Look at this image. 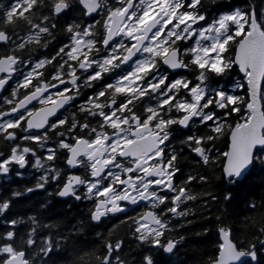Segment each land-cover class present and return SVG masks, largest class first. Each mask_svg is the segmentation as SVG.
Returning a JSON list of instances; mask_svg holds the SVG:
<instances>
[{
    "label": "snow or ice",
    "instance_id": "1",
    "mask_svg": "<svg viewBox=\"0 0 264 264\" xmlns=\"http://www.w3.org/2000/svg\"><path fill=\"white\" fill-rule=\"evenodd\" d=\"M74 3L81 5L86 10V14L104 9L106 15L103 22L105 35L102 43L105 49L110 50L102 60H89V53L93 51L95 41L84 38L95 35L91 30L92 25L86 28L77 24L69 25L66 31L70 34L72 43L60 48L57 53V55L67 57L64 64H67L68 61H77L80 69L87 70L93 63L96 64L99 71L88 77V86H91L92 81L101 79L103 73L132 61L137 54L147 55H144L143 59H137L135 67L130 72L119 76L114 84H107L103 90L90 98L88 107L81 108V111L86 112L89 116L99 118L98 127H92L89 122L80 123L75 120L69 125L68 132H76L77 127L79 132L72 136L74 143L66 142L63 139L59 142V147L70 153L67 164L72 167L84 166L90 169L91 176L97 178V181L89 183L80 176H70L58 195L61 197L73 195L79 200L81 197L76 195V186L85 185L89 199H92L93 196L104 197L92 214V219L98 221L107 213L124 211L118 203L119 201L136 204L138 201L151 200L153 208L165 204L166 196H160L156 191H150L152 186H160L162 191L166 189L176 192L171 200L172 206L167 207L166 212L176 216L187 215L186 212L178 211L179 204L185 200H194L196 197L187 194L183 187L175 188L173 186V177L179 171L174 163L177 156L175 154L167 156L165 148L161 146L169 140L168 129L170 126L178 124L187 128L189 122L194 118L199 119L202 124L212 121L214 127L211 131L216 134L222 133L226 124L217 118L214 111H206L212 106L226 110L224 120L234 112L241 113V105L247 111V116L241 115L243 122L236 123L235 127L231 129L230 150L222 153L226 158L223 172L229 181L240 178L255 160L264 163V91L261 90V82L264 81V10L261 11L258 18L255 7H249L246 11L237 8L235 11H230L214 19L208 27L197 29L194 28V25L206 20V17L201 15L198 10L201 0H189L187 5L184 0H116V4L110 7L107 0H51L50 4L47 3V0H18L6 10L4 19L0 23L12 22L17 17L24 18L32 29H38L35 36L28 38L27 43L40 44V34L52 35L46 23L49 17H40L45 22L44 24H34L30 18L31 15H35L33 10L47 6L50 7L53 15L58 16L71 9ZM181 9L184 10L180 11ZM25 13L30 15L25 16ZM55 27V24L51 25V28ZM117 36L122 37L121 41L118 44H111L110 42ZM193 37H198L195 46L181 53L180 49L176 47L177 42L187 41ZM237 37L241 38L237 40ZM10 40V35L5 30H0V44H7ZM124 40H128L129 43H124ZM231 42L236 43L234 57L225 55L229 52L228 46ZM17 47L23 49L25 43H20ZM97 51L99 50L97 49ZM184 56L190 57L188 62H185ZM54 59L41 60L33 66L32 71L24 75L23 81L13 90L12 96L15 97L19 89H29V91L18 102L11 99L6 100V103L13 106L10 112L0 113V119L18 113L21 109L27 110L33 100L42 104L51 103L53 107L37 112L27 110V116L21 113L16 119L0 123V134H3V139L16 140V133L8 130L21 128L25 122L27 127L22 129L25 132L44 128L48 124V116L54 115L57 109L62 108L73 99L72 96L65 95V92L70 91L69 89L56 93L57 97H63L62 100L53 97L41 99L43 93L47 92L50 87H57L56 84L45 83L43 87L35 86L34 91L31 90L33 79L39 80L44 75L39 69L52 63ZM161 62L173 70L187 69L189 65H194L199 70V75L196 77L199 83L192 85L191 81L187 79L169 81L168 76L160 72ZM20 63L22 61L15 54L5 53L0 56V74H5L0 76V90H3L8 84ZM64 64H60V69H63ZM233 65H237L240 72L244 74L249 99L229 94L223 89L209 90L207 87L208 73L221 76ZM68 75L72 77L71 83L76 85L79 77L75 75V69L69 71ZM52 80L65 83L61 78L60 70L55 72ZM236 87L243 89L244 84L237 82ZM181 89L186 91L190 100L180 98ZM117 94L126 96V99L117 104L115 99ZM151 95L156 96L157 107H148L147 115L141 118L130 106L134 105L135 101ZM106 96L111 97L110 104L101 101L100 98ZM105 109H110V111ZM172 109L182 112L184 115L178 119L166 118L167 112ZM66 122V120H60L58 123L64 125ZM48 127L56 128L57 125L52 124ZM109 128L112 129L111 132L107 131ZM59 135L64 137L65 132H60ZM215 138L213 135L200 137L193 135L189 136L186 142L189 144L194 142L196 146L193 147V151L201 157L204 164H209L211 149L201 145L202 143L207 144ZM23 139L39 143L47 140V134L45 133L43 136L27 135ZM40 146L43 147V143ZM48 152L49 155L45 159L51 161L55 158L56 153L54 149H48ZM28 153L36 155L29 147L21 149L19 145L13 146L10 156L0 160V173L7 174L10 164L24 168ZM118 157L127 159L129 166H124ZM151 160L156 162L149 163ZM34 166L43 167L41 160L36 159ZM113 168L120 169L127 179H122L120 173H114ZM108 177H113L111 184L99 188L100 180ZM41 179L46 182L45 177ZM193 179L195 177L188 178L189 181ZM200 179L204 180L205 178L200 177ZM117 183L125 187L122 190H117L114 187ZM37 187H43V184H38ZM94 189L97 190L95 193ZM27 191L31 192L33 189L28 188ZM14 195L19 196L21 193L17 192ZM228 198L230 197L226 196V199ZM9 207V202H0V215ZM16 223L17 221H12L13 225ZM135 224L136 238L142 244L147 243L162 248L166 253H172L180 243L174 239L161 243L160 238L164 236L162 230L167 229L168 225L154 211L143 214L135 220ZM218 230L223 243L220 245L219 257L210 261V264H252L257 260L255 244H251L247 248L238 247L229 238V229L220 227ZM13 237V232L7 233L8 240H12ZM182 239L183 237H181ZM25 243L32 246L35 241L28 238ZM260 243L264 245V240H260ZM121 247L122 241H117L114 245L109 242L106 245L107 255L102 258V264H112V254L118 253ZM51 250L50 243L41 248L45 254ZM0 254L4 257L0 259V264H30L26 251L13 244L0 247ZM115 259L119 264V257L117 256ZM144 260L145 264H153L150 256H145Z\"/></svg>",
    "mask_w": 264,
    "mask_h": 264
},
{
    "label": "trees",
    "instance_id": "2",
    "mask_svg": "<svg viewBox=\"0 0 264 264\" xmlns=\"http://www.w3.org/2000/svg\"><path fill=\"white\" fill-rule=\"evenodd\" d=\"M17 2L18 0H0V21H3L6 10ZM47 3L50 4L51 0H47ZM107 3L114 5L116 0H107ZM184 3L187 5L189 0H184ZM210 4H212L211 0H201V5L198 6L200 14L207 12L209 9L207 5ZM218 5L238 7L242 11L255 7L258 18L264 10V0H216V6ZM72 8L73 10L64 16L55 18L50 7H40L38 10H33L35 15H31L30 18L34 24H44L40 17L48 16L46 23L52 33L51 37L64 38L70 20L83 19L79 4L74 3ZM29 15L25 13V16ZM52 24L56 27L51 28ZM0 30H5L10 35L11 41L16 46L12 49L13 53L21 51L17 47L20 43L35 47V42L27 43L26 38L35 36L38 29H32L22 17H17L12 22L0 23ZM54 45L59 44L55 43L52 47ZM193 46L195 43L192 39L178 41L176 44L181 53ZM235 47L236 44L231 50L233 54ZM4 51L0 44V56ZM194 71L198 76L199 70ZM239 82L244 84L241 79ZM206 84L208 86L209 82L206 81ZM230 94L249 99L245 84L243 89L236 87L230 91ZM240 107L241 113L234 112L226 120L223 119L226 110L216 108L214 112L217 118L226 124L220 134L211 131L214 127L212 121L200 124L198 137L207 135L216 137L207 144L201 145L211 149L209 164H204L201 157L186 155L188 153L186 147L179 155L181 186L186 189L187 194L196 199L180 203L178 211L186 212L187 215L163 218L168 227L162 230L164 236L160 238L161 243H166L169 239L180 241L173 256H167L150 244H142L136 238L137 217H133L134 219L130 216L121 217L111 223L94 226L78 207L73 206L69 209L66 202L55 199L53 193L37 188L38 184L52 186L51 183L56 182L57 185L63 175V171L59 170L64 167L62 159L65 158V149L59 147V142L63 138L59 133L56 135L51 132L52 135L50 133L47 140L41 141L43 147L40 146L41 143L30 140L29 143L8 141L3 139V134H0V153H2L0 160L10 156L11 148L17 145L21 149L29 147L36 154L33 156L30 153L31 155L26 156L27 163L24 168L10 164L7 174L0 173V202L10 203L9 209L0 215V247L13 244L25 250L31 264H102V258L107 255L106 245L109 242L114 245L117 241H122L120 251L114 252L113 256L120 257L126 264H145V256H150L153 264H210V261L217 259L222 244L218 229L225 227L230 230L231 238L238 247L247 248L255 244L257 260L252 264H264V245L260 243V240H264V231H262L264 229V163L255 160L253 169L245 177L231 182L223 172L225 157L222 153L228 150L231 129L236 123L243 122L242 114L247 116L244 106ZM2 112L4 108L0 105V113ZM7 120L9 118L5 116L0 119V123ZM8 131L15 132L16 137L22 134L19 128ZM48 149H54L56 153L51 161L45 159L49 155ZM37 157L40 158L43 167L34 166ZM42 177L46 178V182L41 179ZM189 177L195 179L189 181ZM200 177L205 179L201 180ZM28 188H32L33 191L28 192ZM17 192L21 195H14ZM226 196L230 198L226 199ZM12 221L17 223L13 225ZM8 232L14 233L12 240L6 238ZM28 238L35 241L32 246L25 243ZM48 243L51 244L52 250L45 254L41 248ZM3 258L0 254V259Z\"/></svg>",
    "mask_w": 264,
    "mask_h": 264
},
{
    "label": "flooded vegetation",
    "instance_id": "3",
    "mask_svg": "<svg viewBox=\"0 0 264 264\" xmlns=\"http://www.w3.org/2000/svg\"><path fill=\"white\" fill-rule=\"evenodd\" d=\"M212 4L207 7L209 8L207 12L201 13V15H204L206 17L205 21H201L198 24L194 25V28H201V27H208L214 19L218 18L219 16L226 14L230 11H235L238 7L232 8L227 7L223 5L216 6V0H211ZM80 10L83 13V19H77V20H70V22L67 24V27L71 24H77L80 25L82 28H86L89 25H92V31L95 33L92 37H85L84 39H93L95 41L96 46H94L93 51L89 53V60H102L107 52L110 49H105L102 41L104 38V28H103V22L106 19L105 10L101 9L96 14L92 15L91 17H88L86 14V10L82 8L81 5ZM108 6H112L108 3ZM72 11L73 8L66 10L64 13L60 15H53L55 18L64 16L66 13ZM57 22V20H56ZM58 22H61V20H58ZM66 27V28H67ZM66 31V30H65ZM67 35L64 38H56L54 36H41V43L37 44L35 43L34 46H26L25 48L21 49V51L18 52H12L13 47H16L14 43L10 40L7 44H1V46L5 49L2 55L5 53L7 54H15L17 57L20 58L22 63L17 65V71L13 73L11 79L9 80L8 84L6 85V88L2 95L0 96V105L4 108V112H10L13 105L6 103V100H14L17 101L19 99H22L24 94L29 91V89H19L17 91V94L15 97L12 96L13 90L17 88V85L23 81L24 75L28 72L32 71V68L35 64H38L41 60H50L52 58H55L52 63L46 64L44 68L39 69L40 72H42L44 75L37 79H33L32 81V88L31 90L34 91L35 86H41L45 83L48 84H56L57 87H50L47 92L43 93V96L41 99H46L47 97H53L57 100H62L63 97H57L56 93L58 91L64 92L65 89H69L70 91L65 92V95L72 96L73 99H71L67 104H65L62 108H59L55 111L54 115H51L48 124L40 130H29L27 132L23 131V128H26V122L22 124L20 129V136L16 138L17 141L20 143L27 142L29 140H24L23 137L27 135H41L43 136L45 133L50 135V133H57L65 132V136L62 138L66 142L74 143L72 140V136L76 134V132H79V128L77 127L76 132H68L67 129L69 125L73 122V120L77 122H89L92 127H98L99 125V118L91 117L86 112L81 111L82 107H88L89 99L95 96V94L101 90L104 89V87L107 84H114L116 80L119 78V76L123 75L126 72H130L135 67V61L137 59H143L144 55L138 54L132 61H129L127 64H122L119 68H116L112 71L105 72L102 74V78L96 81L91 82V86H88L87 79L91 74H94V72L99 71V68H97L96 64L93 63L90 68L87 70L80 69L79 63L77 61H68L67 64H64V61L67 60L66 56L57 55L59 52V49L64 47L65 45H70L72 43L70 39V34L66 31ZM29 37L26 38L28 40ZM241 38V37H240ZM122 37L117 36L115 41L112 44H118L121 41ZM198 37H193V43L196 42ZM59 44L58 46L53 44ZM124 43H129L128 40H124ZM37 44V45H36ZM46 46H43L45 45ZM34 49V50H33ZM97 49L99 51H97ZM84 51H87V49H84ZM236 51V47H235ZM232 53L233 57L235 55ZM1 55V56H2ZM189 56H184L183 59L185 62H188L187 59ZM82 58V57H81ZM60 64H64L63 69H60ZM69 65H71V68H69ZM160 72L167 75L169 81H173L176 79H187L191 81L192 85H195L199 83L196 79L195 71L196 69L194 65H189V68L187 69H179L176 72H173L171 69H169L166 65H163L162 62L159 65ZM72 69H75V75L79 77V79L76 81V85H73L71 83L72 77L68 75V72ZM57 70H60L61 72V78L65 81V83H60L59 81L52 80V76L55 74ZM5 75V74H3ZM2 75V76H3ZM241 79V82L246 84V80L244 78V74L240 72L239 67L237 65H233L229 70H227L223 75L217 76L212 73H208V79L207 82H209L208 89H223L226 92L230 94V91H232L234 88L236 89V85L234 86L233 83L237 84ZM180 98H186L191 99L189 96H187L186 91L181 89L180 91ZM102 102L104 103H111V97H101L100 98ZM115 99L117 104H119L122 100L126 99V96L123 95H115ZM157 98L155 95L151 96H145L141 98L140 100H137L134 102V105L130 106L133 107V110L137 115H139L141 118L147 115L146 109L148 107H157ZM53 105L51 103H40L37 100H33L32 103L28 105L27 110H31L33 112L41 111L42 109H50ZM115 107V105H113ZM212 110L208 111H215L216 108L214 106L210 107ZM27 110L21 109L20 112L11 114L7 116L9 120L16 119L20 116L21 113H23L25 116H27ZM106 111H110V109H105ZM207 111V110H206ZM184 113L177 112L175 109H172L170 112H167L166 118H174L178 119L180 118ZM31 117H28L30 119ZM60 120H66L67 122L64 125H59ZM56 124V128H49L48 125ZM200 121L197 118H194L193 121L189 122V126L187 128L180 126L178 124L172 125L169 127L168 131L170 133L169 140L165 142V145H162L161 147L165 148V153L167 156H170L172 154H175L177 156V160L174 162L175 166L181 170L180 163H179V155L183 153L185 147L187 148V154L186 155H195L197 157H200L193 151V147L196 145L194 143L189 144L187 143V139L189 136H199V126ZM108 132H111L112 129H107ZM51 133V135H52ZM83 135V134H81ZM41 143V142H39ZM186 144V145H185ZM186 152V151H185ZM65 158L62 159L64 162V167L60 168L59 171L62 172V176L60 177V180L58 184L56 185V182H52V186H46L43 184V187H37L40 190H48L50 193H53L55 196V199L61 200L66 202L67 208H72L73 206L78 207L80 211L85 213L86 217L89 219L91 225L99 226L102 224H108L113 222L114 220H118L121 217L130 216L132 219L133 217H137L139 219L143 214H145L148 211H154L157 213L162 219L167 218L169 216H174L172 213H167V207L172 206L171 200L176 195V192L174 191H168V190H161L160 186H152L150 188V191H156L158 195L160 196H166L167 200L166 203L163 205H159L156 208L152 207V201L151 200H143L138 201L136 204H132L129 201H119L118 203L120 206L124 209L122 212H110L106 215L102 216L100 220L94 221L92 219V214L97 206V204L104 199V197H96L93 196L92 199H89L87 196V188L85 185H77L76 186V195H79L81 198L77 200L75 196L68 195L66 197H61L58 195V193L62 190L65 183H67V180L70 176H80L82 179H85L89 183H95L97 181V178H93L91 176V170L88 168H85L84 166H77L72 167L67 164V158L70 155V153L65 149L64 150ZM31 155L30 153L26 154V156ZM38 158V157H37ZM40 159V158H38ZM121 163L124 166H129L128 160L124 158H119ZM159 159V158H157ZM155 160L149 161V163H155ZM58 171V170H56ZM107 171V170H105ZM112 171L114 173H120L122 179H127V176L121 172L120 169L113 168ZM179 171L174 175L173 177V186L175 188H180L182 180L180 179ZM129 175H135V174H129ZM152 179V178H150ZM113 180V177H108L107 179L100 180L99 188H103L106 185L111 184ZM114 187L117 190H122L123 187L120 184H115ZM49 188V189H47ZM94 193L97 191L96 189L93 190ZM135 195V193H133ZM180 205V204H179ZM110 207V205H109ZM179 209V208H178ZM166 213V214H165ZM150 226L155 227L150 224ZM156 250L163 251L160 247H155ZM113 256V254H112ZM124 263L122 259L119 257V264ZM112 264H117V260L113 256Z\"/></svg>",
    "mask_w": 264,
    "mask_h": 264
},
{
    "label": "water",
    "instance_id": "4",
    "mask_svg": "<svg viewBox=\"0 0 264 264\" xmlns=\"http://www.w3.org/2000/svg\"><path fill=\"white\" fill-rule=\"evenodd\" d=\"M99 11V10H98ZM97 11V12H98ZM97 12H93V13H91V14H87V16L88 17H91L92 15H94V14H96ZM64 13V12H63ZM62 14V13H61ZM115 39H116V37H114V39L110 42L111 44L115 41ZM138 55V54H137ZM135 57H133V59H134ZM170 69V68H169ZM181 69V68H180ZM173 72H176V71H178L179 69H175V70H173V69H171ZM3 74H0V76H2ZM263 86H264V81H262L261 82V90L263 91ZM6 87V86H5ZM4 90H5V88L3 89V90H0V96L2 95V93L4 92ZM51 116V115H50ZM50 116H48V120H49V118H50ZM31 119V118H30ZM46 126V125H45ZM235 127V126H234ZM233 127V128H234ZM41 129H43V128H41ZM31 130H35V129H31ZM36 130H40V129H36ZM230 146H231V132H230V135H229V145H228V150L227 151H229L230 150ZM258 151V150H257ZM226 164V158H225V163H224V165ZM253 166H254V162H253V164L252 165H250L245 171H244V173L242 174V176L240 177V178H237L236 180H239V179H241V178H243V177H245L252 169H253ZM60 196V195H59ZM64 197H66V196H64ZM153 226H155V225H153ZM220 238H221V236H220ZM231 240H232V238H231V235H230V237H229ZM221 241H222V243H223V240L221 239ZM232 242L233 243H235L233 240H232ZM236 244V243H235ZM175 251H176V248L173 250V252L172 253H166V252H164L167 256H173L174 255V253H175ZM220 252V251H219ZM218 257H219V255H218ZM217 257V258H218ZM121 264H124V263H121Z\"/></svg>",
    "mask_w": 264,
    "mask_h": 264
},
{
    "label": "rangeland",
    "instance_id": "5",
    "mask_svg": "<svg viewBox=\"0 0 264 264\" xmlns=\"http://www.w3.org/2000/svg\"><path fill=\"white\" fill-rule=\"evenodd\" d=\"M239 38H240V37H237V40H239ZM235 44H236L235 42H231V43H230V45L228 46V47H229V51L232 50V48L234 47ZM225 55H231V56H233L231 52H228V53H226Z\"/></svg>",
    "mask_w": 264,
    "mask_h": 264
}]
</instances>
